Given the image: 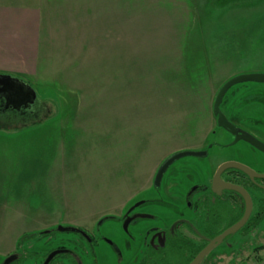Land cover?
<instances>
[{"label": "rangeland", "instance_id": "obj_1", "mask_svg": "<svg viewBox=\"0 0 264 264\" xmlns=\"http://www.w3.org/2000/svg\"><path fill=\"white\" fill-rule=\"evenodd\" d=\"M40 6L41 54L36 77L28 79L35 102L23 119H0V252L20 239L9 254L23 253L11 264H39L41 255L66 244L73 233L60 225L110 241L86 250L84 264H138L154 215L160 223L194 217L187 201L155 197L160 186H151L159 163L176 151L213 143L207 156L174 161L185 167L189 185L207 182L221 159L264 172V154L243 140L227 145L233 135L212 113L223 82L264 74V0H40ZM226 94L231 123L264 142V83H238ZM142 199L138 212L147 216L125 232L118 216ZM257 208L255 202L253 213ZM260 244L264 217L250 233L225 237L201 264L255 258Z\"/></svg>", "mask_w": 264, "mask_h": 264}, {"label": "flooded vegetation", "instance_id": "obj_2", "mask_svg": "<svg viewBox=\"0 0 264 264\" xmlns=\"http://www.w3.org/2000/svg\"><path fill=\"white\" fill-rule=\"evenodd\" d=\"M226 93L223 96L222 102L220 104V108L223 111V113L225 114V116L227 117V119L230 121V119L228 118V114H227L228 111L225 107V105L228 101V95ZM5 105H7L9 107H13V108L19 106L18 102H13V101L12 102L6 101ZM17 109H18V111H22V112L24 111L21 108H17ZM214 118L216 121L215 116H214ZM236 127H237L239 132H244V133L247 132L248 133L247 130H244L238 126H236ZM233 138H234V136H233ZM230 143H228L227 145L230 146ZM212 145H213V143L208 144L206 147L199 148V150L206 151L205 156H207L209 154V148H211ZM248 145H250V144L248 143ZM221 146H224V145H221ZM250 146H252V145H250ZM258 151H260V150H258ZM260 152L264 154V152H262V151H260ZM166 157L167 156H165V158ZM202 157H204V156H202ZM164 159L159 163V165L164 161ZM231 160L236 161L232 158L223 159V160L221 159V161H219L214 166L212 175L209 176L208 181L207 182L205 181L203 183H198L196 185H189L188 178L185 177L186 176L185 172L181 173V170L185 171V167H183L182 165H180V164L175 165L174 164V166H173V163H172L168 167V169L166 170V172L164 173V175L162 176V179L160 181V184H159L160 188L157 189L159 196H156L155 194H154V196L155 197L162 196V199L170 198L171 200H177V201L178 200L181 201V198H182L184 203H186V201H187L188 202L187 204L192 207V210H190V209L189 210L194 214V217L193 218H175V219H168V220L165 219V221H161V223H160V220L162 219L160 217V215H158V216L154 215V218H157L158 221L156 224L153 223V225L150 226L146 230V233L144 234L143 245H142L143 246L142 255H143L145 248H150L153 250H158L160 248H164L167 245L169 237H175V236L182 238L187 242L189 239H191L194 241L196 246H201L202 243L206 242L204 237L205 238H213L214 236L221 233L225 228L232 225L233 223L231 224V222L234 221V218L232 220H230L229 222H225L224 226H222V224H223L222 220L217 226H215V228H212L210 226L211 225L209 223L210 212H209V208H208L209 207V200L212 201L216 198L228 196L229 197L228 199L231 201L229 205L231 206V208L233 209L234 212L238 211L237 217L239 216L241 209H242V214H243V211L245 208V202H244L241 195L238 194L235 196L234 195L235 192L233 191L234 193H232L231 190H223L221 188H217L215 191H213L211 188L212 177L215 173L216 168L219 166V164H221V162L231 161ZM159 165H158V167H159ZM158 167H157V169H158ZM157 169H156V171H157ZM230 169H232V168L224 170L221 173V178L224 181L242 186L243 188H245L248 191V193L251 197V200H252V211L250 214V216H251L253 213L255 202L257 203V205H259V203L261 201H264V178H262V179L256 178L254 180H251L246 174L242 173L241 171L238 170L239 172H236V171L232 172ZM235 170H237V169H235ZM156 171H155V173H156ZM255 171H257L259 173H264V172L258 171V170H255ZM155 173H154L152 181H151V186H153V180H154ZM180 173H181V177H179ZM187 187H188V189H187V191H185V195L181 196L180 192L184 191ZM177 191H179L178 194H177ZM252 192L253 193H255V192L259 193L257 198H255L253 196ZM142 200L144 203L146 199H142ZM134 204H135V202L133 204L129 205L127 208H125L124 211L122 212L121 216H118L119 221L122 224V229H123V224L127 221V230L123 229L125 232H128V227H129L130 223H134L138 218H142V217L147 216V214H142V213L138 212V210H139L138 206L134 207ZM242 214H241V216H242ZM174 223H175V225L173 226ZM75 228L77 229V231H65V232H72L73 233L72 238L71 239L68 238L67 241L65 242L66 244L60 243L56 247H52L48 252H46V254L44 253L45 256L42 258V261L40 264H42L43 259L47 256V254L49 252L56 250V249H65L66 251L61 252L59 254H56L53 257V259L58 255H63L65 257L64 260L74 259L75 264H84V263H82V261L84 262L83 257H84V254H86V250H88V249L94 250L95 246L97 244H99L100 242L109 244L107 242V238H105L102 235L89 234L80 227H75ZM82 232H84L86 234V236H84L82 234ZM196 232H198V233H196ZM70 243H72V244H70ZM205 245H203L201 247V249ZM14 253L16 254V252H14ZM61 259H63V258H61ZM187 260H188V258H186V259L182 258L180 261H175L174 264H187L186 263ZM138 264H140V260H139Z\"/></svg>", "mask_w": 264, "mask_h": 264}, {"label": "water", "instance_id": "obj_3", "mask_svg": "<svg viewBox=\"0 0 264 264\" xmlns=\"http://www.w3.org/2000/svg\"><path fill=\"white\" fill-rule=\"evenodd\" d=\"M245 82H257V83H264V74L263 73H241L238 75H235L229 79H227L225 82H223L220 87L217 89L213 102H212V113L216 117V124L218 127H221L222 129L229 132L231 135L234 136L233 140L231 141L230 145L235 144L239 140H243L248 142L250 145H252L254 148L264 152V143L254 138L252 135H250L247 132H239L237 127L232 124L223 111L220 108V104L222 102L223 96L228 91V89L238 83H245ZM0 94H2L6 101H13L18 102V107H14V109L18 111L17 108L27 109L31 105L34 104L36 99V92L35 89L27 82L17 79V78H11L6 75H0ZM21 105V106H20ZM7 106V105H5ZM4 107V106H3ZM206 151L202 150H180L176 151L169 156H167L164 161L159 165L155 176L153 180V185L158 187L160 184V181L162 179V176L168 169V167L174 163V161L185 157V156H205ZM237 169L241 171L242 173L246 174L251 180H254L256 178H264V173H259L247 165L237 162V161H224L216 168L215 173L212 177V183L211 188L213 191H215L217 188H221L223 190H231L235 193L242 196L244 202H245V208L243 211L242 216L234 222L229 227L225 228L221 233L214 236L213 238H205L206 245L200 249L197 254L187 263V264H201L203 259L212 251V249L219 245L225 237H227L230 234H233L237 231H239L243 225L247 222L251 211H252V200L248 193V191L243 188L242 186L224 181L221 178V173L226 169ZM143 203V200L137 201L134 204V207L140 205ZM175 223L173 224V226ZM59 231L65 232V231H77V229L73 226H58L57 227ZM123 229L127 230V221L123 224ZM45 232H48L47 230ZM198 233V232H196ZM84 236L86 234L82 232ZM109 243L110 241L107 240ZM65 249H56L47 254V256L43 259L42 264H48L53 257L56 254H59L61 252H65ZM17 258V255L15 253L9 254L6 256L2 264H10Z\"/></svg>", "mask_w": 264, "mask_h": 264}, {"label": "crops", "instance_id": "obj_4", "mask_svg": "<svg viewBox=\"0 0 264 264\" xmlns=\"http://www.w3.org/2000/svg\"><path fill=\"white\" fill-rule=\"evenodd\" d=\"M41 42L40 0H0V75L23 80L33 87L28 79L36 77ZM0 105L4 106L1 110L3 112L1 120L14 119L16 114H19L21 119L26 117L25 109L18 113L13 107L5 106V98L2 94H0ZM16 242L14 240L10 248L4 247L0 255L7 256L11 249H15ZM260 245L262 246L257 251V257L236 260L235 264H264V244Z\"/></svg>", "mask_w": 264, "mask_h": 264}, {"label": "trees", "instance_id": "obj_5", "mask_svg": "<svg viewBox=\"0 0 264 264\" xmlns=\"http://www.w3.org/2000/svg\"><path fill=\"white\" fill-rule=\"evenodd\" d=\"M230 170L232 172L234 171L239 172L238 170L235 169H230ZM231 192L234 193L233 191ZM234 195L236 196L238 194L234 193ZM228 198H229L228 196H223L221 198H216L212 201L209 200V207H208L210 212L209 223L211 224L210 226L212 228H215V226H217L221 222V220L222 221L224 220V222H229L234 218V221L231 222L232 224L241 217L242 209L240 211L239 216L237 217L238 211L235 212L233 211V209L229 205L231 201ZM263 217H264V201H261L258 205L257 210L248 218L247 222L240 229V232H242L245 235L250 233L257 227V224L263 219ZM53 230L54 229H50L48 232L50 233ZM38 233L40 235H45V233L47 232L44 233V231L43 232L40 231ZM33 234L35 233L23 234L21 235V239L26 238L27 236L30 235L32 236ZM17 241L18 243H20V239ZM205 244L206 242L202 243L201 246H196L194 241L191 239H189L187 242L184 239L176 236L169 237L167 245L164 248H160L158 250L145 248L143 255L140 259V264H174L175 261H180L182 258L185 259L188 258V260L186 261V263H188L197 254V252L201 249V247ZM261 246L262 245H258L253 250L258 251ZM16 254H17V259L23 256V253L16 252ZM209 254L207 256H209ZM41 256L43 258L45 254ZM206 257L203 259V261L206 259ZM64 258L65 257L63 255H58L48 264H68V263L75 264L74 259L64 260Z\"/></svg>", "mask_w": 264, "mask_h": 264}]
</instances>
